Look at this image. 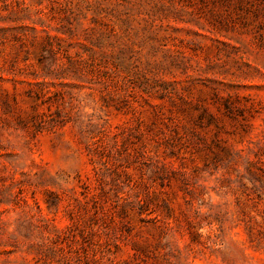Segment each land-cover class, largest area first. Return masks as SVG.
<instances>
[{
	"label": "rangeland",
	"instance_id": "rangeland-1",
	"mask_svg": "<svg viewBox=\"0 0 264 264\" xmlns=\"http://www.w3.org/2000/svg\"><path fill=\"white\" fill-rule=\"evenodd\" d=\"M0 264H264V0H0Z\"/></svg>",
	"mask_w": 264,
	"mask_h": 264
}]
</instances>
